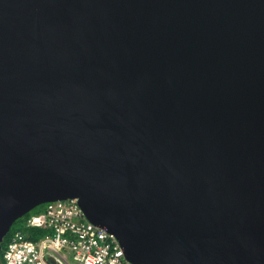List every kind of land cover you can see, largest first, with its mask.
<instances>
[{
    "label": "water",
    "instance_id": "95a60500",
    "mask_svg": "<svg viewBox=\"0 0 264 264\" xmlns=\"http://www.w3.org/2000/svg\"><path fill=\"white\" fill-rule=\"evenodd\" d=\"M77 198L135 264H264V0H0V253Z\"/></svg>",
    "mask_w": 264,
    "mask_h": 264
},
{
    "label": "built area",
    "instance_id": "2783aa9c",
    "mask_svg": "<svg viewBox=\"0 0 264 264\" xmlns=\"http://www.w3.org/2000/svg\"><path fill=\"white\" fill-rule=\"evenodd\" d=\"M27 226L49 227L53 234L36 241L17 232L0 264H135L114 234L87 219L77 198L47 203Z\"/></svg>",
    "mask_w": 264,
    "mask_h": 264
},
{
    "label": "trees",
    "instance_id": "16d2710c",
    "mask_svg": "<svg viewBox=\"0 0 264 264\" xmlns=\"http://www.w3.org/2000/svg\"><path fill=\"white\" fill-rule=\"evenodd\" d=\"M46 204L39 205L38 207L34 208L32 211L26 213L24 216L17 219L7 236L5 237L2 243V251L0 253V258H2L4 251L6 250L9 242L13 238V236L17 232H22L23 234L27 235L31 240H40L48 235L53 234V230L49 227H28L27 222L31 218L32 215L40 213L45 210Z\"/></svg>",
    "mask_w": 264,
    "mask_h": 264
},
{
    "label": "crops",
    "instance_id": "0c3cea01",
    "mask_svg": "<svg viewBox=\"0 0 264 264\" xmlns=\"http://www.w3.org/2000/svg\"><path fill=\"white\" fill-rule=\"evenodd\" d=\"M71 264H77V263L71 262Z\"/></svg>",
    "mask_w": 264,
    "mask_h": 264
},
{
    "label": "bare ground",
    "instance_id": "6f19581e",
    "mask_svg": "<svg viewBox=\"0 0 264 264\" xmlns=\"http://www.w3.org/2000/svg\"><path fill=\"white\" fill-rule=\"evenodd\" d=\"M21 232V231H20Z\"/></svg>",
    "mask_w": 264,
    "mask_h": 264
}]
</instances>
